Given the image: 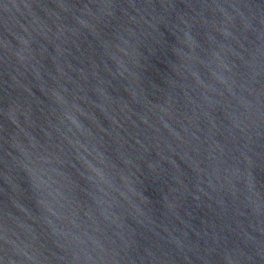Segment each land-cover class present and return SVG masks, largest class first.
Listing matches in <instances>:
<instances>
[{
  "label": "water",
  "instance_id": "1",
  "mask_svg": "<svg viewBox=\"0 0 264 264\" xmlns=\"http://www.w3.org/2000/svg\"><path fill=\"white\" fill-rule=\"evenodd\" d=\"M0 264H264V0H0Z\"/></svg>",
  "mask_w": 264,
  "mask_h": 264
}]
</instances>
